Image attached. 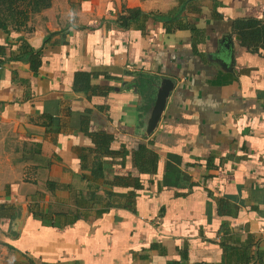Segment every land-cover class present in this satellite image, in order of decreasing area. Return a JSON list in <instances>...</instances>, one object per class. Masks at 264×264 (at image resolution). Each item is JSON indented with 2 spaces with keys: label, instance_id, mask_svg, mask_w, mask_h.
Returning a JSON list of instances; mask_svg holds the SVG:
<instances>
[{
  "label": "crops",
  "instance_id": "obj_1",
  "mask_svg": "<svg viewBox=\"0 0 264 264\" xmlns=\"http://www.w3.org/2000/svg\"><path fill=\"white\" fill-rule=\"evenodd\" d=\"M46 14L0 25L7 264H264V0Z\"/></svg>",
  "mask_w": 264,
  "mask_h": 264
},
{
  "label": "rangeland",
  "instance_id": "obj_2",
  "mask_svg": "<svg viewBox=\"0 0 264 264\" xmlns=\"http://www.w3.org/2000/svg\"><path fill=\"white\" fill-rule=\"evenodd\" d=\"M53 0H0V22L9 28L35 29L44 26L48 16L46 11ZM45 17L47 19H45ZM11 123L0 114V172L7 167L9 148L14 136L10 132ZM13 251L0 241V264L14 261Z\"/></svg>",
  "mask_w": 264,
  "mask_h": 264
},
{
  "label": "trees",
  "instance_id": "obj_3",
  "mask_svg": "<svg viewBox=\"0 0 264 264\" xmlns=\"http://www.w3.org/2000/svg\"><path fill=\"white\" fill-rule=\"evenodd\" d=\"M0 25L3 26V27H5V25L2 24L1 22H0ZM7 211L8 210H6L5 205L4 204H0V220H1V218L8 216Z\"/></svg>",
  "mask_w": 264,
  "mask_h": 264
},
{
  "label": "water",
  "instance_id": "obj_4",
  "mask_svg": "<svg viewBox=\"0 0 264 264\" xmlns=\"http://www.w3.org/2000/svg\"><path fill=\"white\" fill-rule=\"evenodd\" d=\"M159 104H160V101L157 102V105L153 111V117H156L157 114H158V111H159Z\"/></svg>",
  "mask_w": 264,
  "mask_h": 264
}]
</instances>
